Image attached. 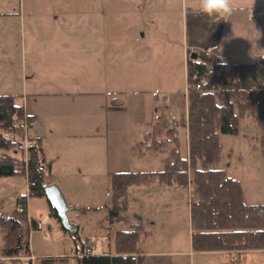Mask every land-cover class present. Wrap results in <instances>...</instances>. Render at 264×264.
I'll return each mask as SVG.
<instances>
[{
  "label": "rangeland",
  "instance_id": "rangeland-1",
  "mask_svg": "<svg viewBox=\"0 0 264 264\" xmlns=\"http://www.w3.org/2000/svg\"><path fill=\"white\" fill-rule=\"evenodd\" d=\"M150 10L140 0H0V94L18 95V104L34 116L27 133L39 136L45 156L53 159L47 182L60 188L68 206L85 209L68 212L78 227L76 241L51 216L45 197H28L24 177L0 178V212L20 219L16 199L26 196V217L42 225L41 230L31 226L26 231L31 264H78L81 243L91 242V253L108 251L107 171L163 167L162 153L138 157L135 149L158 116L172 124L186 114L184 69L177 34L148 23ZM161 12L166 19L159 24L165 25L170 15ZM258 28L251 32L247 24L242 26L238 42L247 44L249 34L264 31ZM53 91L70 96H26ZM97 91L103 97L81 94ZM106 107H112L111 113ZM93 110L102 117L95 118ZM105 117H110L107 126ZM94 118L102 122L100 132L79 135L94 128H89ZM177 129L184 154L185 131ZM258 138L254 118L243 115L236 135L219 134L220 158L212 167L239 181L247 206L264 204V157ZM5 233L0 227V253ZM179 261L190 264L188 257ZM193 264L215 262L212 256L199 255Z\"/></svg>",
  "mask_w": 264,
  "mask_h": 264
},
{
  "label": "trees",
  "instance_id": "trees-1",
  "mask_svg": "<svg viewBox=\"0 0 264 264\" xmlns=\"http://www.w3.org/2000/svg\"><path fill=\"white\" fill-rule=\"evenodd\" d=\"M215 51L212 48L208 52L187 53L186 94L183 96L186 114L172 124L162 115L158 116L137 144L139 155L164 153L162 169L109 174L108 224L111 227L126 211L129 187L153 182L174 184L180 189H189L191 195L188 205L193 251H264V204L245 205L239 181L221 169L212 168L220 158L219 134L236 135L243 115L254 118L264 157V88L243 89L237 66L217 59ZM193 52L196 57L190 58ZM196 85L199 87L195 88ZM17 98L18 95L0 94V178L24 177L28 197H45L44 187L50 184L47 182L51 175L50 161L43 156L40 139L28 136L20 127L24 119L28 122L34 119L24 112ZM178 127L186 130L187 152L184 154L180 151ZM25 198L17 197L16 204H24ZM18 214L20 219L0 212V227L6 231L0 264H31L27 217L25 212ZM50 214L59 223L51 207ZM76 238L73 240L77 241ZM139 239V225L114 231L112 256L89 254L77 262L140 264L142 257L135 255ZM79 251L76 248V253Z\"/></svg>",
  "mask_w": 264,
  "mask_h": 264
},
{
  "label": "crops",
  "instance_id": "crops-1",
  "mask_svg": "<svg viewBox=\"0 0 264 264\" xmlns=\"http://www.w3.org/2000/svg\"><path fill=\"white\" fill-rule=\"evenodd\" d=\"M140 1H142L145 6L147 5L152 9L150 10V16L147 17L148 23H153L158 27H168V32H174L177 34L178 43L181 46V56L184 69L182 85L183 93L181 94V97H185L186 94L185 74L187 53L189 51L208 52L212 48H215L216 50L215 55L217 59L233 63L237 66L239 83L243 89L264 88V49L257 47L261 46L264 48V31L262 32L263 34L259 31L249 34V42L247 44L242 45L237 40L239 30L246 24L251 29V32L260 30L258 27L264 29V0H232L233 12L231 15L225 17L207 16L199 12L198 0H187V8L185 7V0ZM165 10H168L170 15L169 23L165 25L159 24V22H165L166 17H164L163 14L159 16L160 12ZM179 34L181 35V38ZM262 35V39L257 38ZM249 58L253 59L249 60ZM261 58H263L262 64H260ZM170 90L173 91V89ZM176 91L179 92L178 89ZM85 93L94 97H103V91H97L95 93L82 92L81 94ZM169 94L175 93L173 92ZM28 95L31 97L70 96L68 93L58 91L46 94L41 92H30L26 94V96ZM21 96L22 98L24 97L23 95ZM155 96H157V94H155ZM167 99L168 93H164L162 95V101L166 102ZM23 109L28 116L33 117L35 120L34 116L29 114L24 106ZM106 111L111 113L112 107H106ZM93 113L95 114V118L102 117V115H99L96 110H93ZM95 118L89 126V128H94L87 132H82L79 135H87L91 132L98 134L100 132L102 122L97 124ZM109 119L107 120L105 117V126H107ZM82 128H85V125ZM184 131L185 152H187V136L185 129ZM27 135L40 139L43 156L45 160L50 161V168H52L53 159H47L45 156L42 139L37 135H31L28 133ZM136 152L138 154V151ZM144 153L151 152H143L140 155L138 154V157H142ZM162 154L165 156L164 153ZM162 162L164 163V157ZM161 169H146L128 172L159 171ZM110 173L113 172L107 171L106 173L107 181ZM130 189L131 191L129 195L128 190ZM128 190L127 209L111 227L108 224L107 216L109 250L102 253L98 249L96 252L90 254L112 256L114 253L111 244L112 232L126 230L132 225H139L140 239L137 246V253L135 255L142 257L140 264H181L179 261V258L181 257H188L190 264H193V259L199 255L212 256L215 264H264V251H246L237 253V260H234L235 258L233 259V257H235V252L193 251L191 246L192 229L190 225L188 205V200L191 198L189 189H180L174 184L166 185L153 182L150 184L134 185L129 187ZM156 194L158 195V199L151 201L150 197H153ZM130 196H132V198L136 196L137 201H131L132 198L130 200ZM71 208L80 207L73 205ZM104 208L107 212V205H105ZM134 209H136L135 213L133 212ZM75 211L78 212V214L80 213L77 210ZM90 244L93 247L91 242ZM80 247H82V243ZM30 260H33L32 255L30 256Z\"/></svg>",
  "mask_w": 264,
  "mask_h": 264
},
{
  "label": "water",
  "instance_id": "water-1",
  "mask_svg": "<svg viewBox=\"0 0 264 264\" xmlns=\"http://www.w3.org/2000/svg\"><path fill=\"white\" fill-rule=\"evenodd\" d=\"M189 57L195 58V53H191ZM43 192L45 199L54 210L56 217L59 220L61 229L68 232L72 239H75L77 237V228L68 218V212H70L72 208L66 203L60 188L55 184H49L44 187Z\"/></svg>",
  "mask_w": 264,
  "mask_h": 264
},
{
  "label": "clouds",
  "instance_id": "clouds-1",
  "mask_svg": "<svg viewBox=\"0 0 264 264\" xmlns=\"http://www.w3.org/2000/svg\"><path fill=\"white\" fill-rule=\"evenodd\" d=\"M187 8V0H185ZM198 11L207 16L225 17L233 12L232 0H198Z\"/></svg>",
  "mask_w": 264,
  "mask_h": 264
},
{
  "label": "built area",
  "instance_id": "built-area-1",
  "mask_svg": "<svg viewBox=\"0 0 264 264\" xmlns=\"http://www.w3.org/2000/svg\"><path fill=\"white\" fill-rule=\"evenodd\" d=\"M198 87H199V85L195 86V88H198ZM172 120H173V118H172ZM33 122L34 121L28 122L26 119H24L23 122L21 123L20 127L24 131L27 132V130L30 128V126H31V124H33ZM26 185H27V183H26ZM15 212L16 213L25 212V214H26V212H27V202L25 201L24 204L18 203L16 205V207H15ZM27 220H28V230H29V228L31 226H33V228H35L36 230H41L42 229L41 223H39V222L32 223L31 220L28 219V218H27ZM92 249H93V247L91 246V244L82 243L81 250L77 254V259H82V258L88 256L91 253ZM237 256H238V254L235 253V259H237Z\"/></svg>",
  "mask_w": 264,
  "mask_h": 264
}]
</instances>
